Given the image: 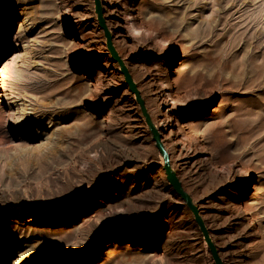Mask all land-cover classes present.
Masks as SVG:
<instances>
[{
	"label": "rangeland",
	"instance_id": "374dc122",
	"mask_svg": "<svg viewBox=\"0 0 264 264\" xmlns=\"http://www.w3.org/2000/svg\"><path fill=\"white\" fill-rule=\"evenodd\" d=\"M99 1L222 263L264 264V0ZM0 264H215L94 0H0Z\"/></svg>",
	"mask_w": 264,
	"mask_h": 264
},
{
	"label": "water",
	"instance_id": "95a60500",
	"mask_svg": "<svg viewBox=\"0 0 264 264\" xmlns=\"http://www.w3.org/2000/svg\"><path fill=\"white\" fill-rule=\"evenodd\" d=\"M95 1V11L98 17V23L100 28L103 30L105 38H106V42H107V49L108 52L111 54V56L113 57L114 61L119 65L120 70H121V74L124 77L125 83L128 86L130 92L136 96L137 102L141 108V112L145 118L146 124L148 126V128L150 129L151 133H152V137H153V141L155 143V147L158 151V153L160 154L162 160H163V169L165 171V175H166V179L167 182L170 184V186L172 187L173 191L177 194V196L181 199V201L186 205V207L188 208V210L192 213L193 217H194V221L195 223L198 225L209 249H210V254L212 255V258L215 262V264H223L218 252L215 248V246L213 245L208 231L204 225V222L199 214V210L198 208L194 205L192 198L190 197V195L188 193H186L182 187V184L180 183L176 173L174 172L172 166H171V162H170V157L169 154L167 152V150L164 147V144L162 142V138L161 135L156 131L155 126L153 125L147 111L144 105L143 100L141 99V96L136 88V85L134 84L132 77L128 71V69L126 68L123 60L119 57L115 47L112 44V38L111 35L109 33V31L106 28L105 22H104V18H103V12H102V7L100 4L99 0H94Z\"/></svg>",
	"mask_w": 264,
	"mask_h": 264
},
{
	"label": "bare ground",
	"instance_id": "6f19581e",
	"mask_svg": "<svg viewBox=\"0 0 264 264\" xmlns=\"http://www.w3.org/2000/svg\"><path fill=\"white\" fill-rule=\"evenodd\" d=\"M103 18H104V14H103ZM19 116H21L23 121L28 120L30 118L29 112H26L24 110H21V112L19 113ZM155 128H156V131L161 135L162 134L163 125H158L157 127L155 126Z\"/></svg>",
	"mask_w": 264,
	"mask_h": 264
}]
</instances>
